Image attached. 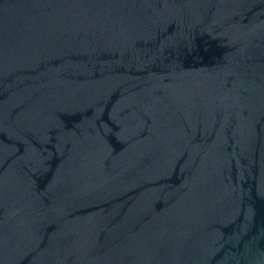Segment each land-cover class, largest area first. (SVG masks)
Wrapping results in <instances>:
<instances>
[{"label":"water","instance_id":"95a60500","mask_svg":"<svg viewBox=\"0 0 264 264\" xmlns=\"http://www.w3.org/2000/svg\"><path fill=\"white\" fill-rule=\"evenodd\" d=\"M0 264H264V0H0Z\"/></svg>","mask_w":264,"mask_h":264}]
</instances>
